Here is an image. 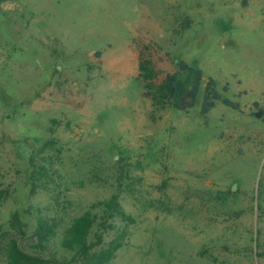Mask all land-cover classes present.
<instances>
[{
    "label": "rangeland",
    "instance_id": "obj_1",
    "mask_svg": "<svg viewBox=\"0 0 264 264\" xmlns=\"http://www.w3.org/2000/svg\"><path fill=\"white\" fill-rule=\"evenodd\" d=\"M142 60L155 83L199 68L196 105L146 97ZM208 77L240 112H199ZM253 103L264 110V0H0V264L11 241L70 262L64 231L111 196L132 223L92 211L90 244L123 234L108 264H264Z\"/></svg>",
    "mask_w": 264,
    "mask_h": 264
},
{
    "label": "trees",
    "instance_id": "obj_2",
    "mask_svg": "<svg viewBox=\"0 0 264 264\" xmlns=\"http://www.w3.org/2000/svg\"><path fill=\"white\" fill-rule=\"evenodd\" d=\"M152 63L148 60H142L139 63V78L144 83L146 97H151L152 100L160 106L168 105L176 111L186 112L192 109L196 103L199 93V88L202 82V71L199 68L191 66L183 61L178 62L177 68L181 73L191 75L192 81L189 84L178 77L177 72L168 73L158 82H153L154 71ZM228 92V86L225 84L220 89L217 87L216 81L212 77L207 78L204 86L199 112L202 115L210 112L216 104H221L234 111H241L239 102L230 99L225 94ZM253 107L259 108L257 103H253ZM264 114V110L260 109ZM39 171H45L43 166L39 167ZM39 173V172H37ZM37 186L32 184V193ZM3 193L0 192V202ZM115 196L92 204L88 210L74 219L68 228L64 231L60 239V247L71 253L72 259L70 262H62L56 258L44 259L39 255H30L21 251L17 243L11 241L5 247V258L7 264H108L115 257L116 251L120 248L123 239V234L117 236L113 241H110L106 247L97 249L102 240L99 236L96 245L88 242V237L91 233L95 216L93 210L100 211L105 218L117 217L120 220L130 224L132 219L128 216ZM103 220V219H101ZM103 224L104 221H103ZM50 226L47 223L40 224L41 234L43 231L49 230ZM42 247L39 245V248Z\"/></svg>",
    "mask_w": 264,
    "mask_h": 264
},
{
    "label": "water",
    "instance_id": "obj_3",
    "mask_svg": "<svg viewBox=\"0 0 264 264\" xmlns=\"http://www.w3.org/2000/svg\"><path fill=\"white\" fill-rule=\"evenodd\" d=\"M259 114L261 115L262 113H261V112H259Z\"/></svg>",
    "mask_w": 264,
    "mask_h": 264
}]
</instances>
